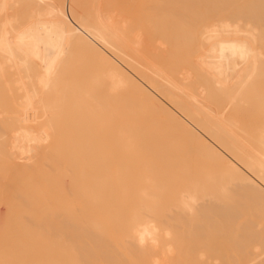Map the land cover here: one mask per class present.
Wrapping results in <instances>:
<instances>
[{
    "label": "bare ground",
    "instance_id": "bare-ground-1",
    "mask_svg": "<svg viewBox=\"0 0 264 264\" xmlns=\"http://www.w3.org/2000/svg\"><path fill=\"white\" fill-rule=\"evenodd\" d=\"M72 1L0 0V35L5 33V24L8 25L6 31L11 33L7 40L0 41V246H4L0 247V261L5 256L9 260L26 262L36 254L41 256L40 248L39 251L37 249L41 239L42 244H48L50 248L52 241L64 245L67 243L66 246L71 249L68 252L65 247V253L69 255L66 259L72 260L67 262L65 259L64 263L67 264L69 261L70 264L78 261L77 264H98L100 261L102 264L104 261L106 264H125L131 258L152 260L157 257L142 253L137 242L128 239L120 228L125 213L133 206L144 205L171 230L172 239L168 241L162 237L161 243L172 244L173 253L167 258L174 264H181L201 252L208 264H216L217 261L221 264H264V65L261 63L264 49V0H182V10L179 12L181 20L177 23L181 44L174 45L178 43L175 35L173 39L176 42L172 39L173 35L170 38L171 45L175 42L173 45L176 46L172 52H182L180 57L183 56L179 60L178 54L174 58L171 56L173 71L176 69L174 67H179L176 72L171 71L172 68L168 69L169 65L164 69V59L170 57H163V62L160 58L156 61L159 54L156 56L155 53L154 58L149 52L152 45L154 48L164 47L162 44L169 37L163 29L166 28L163 23L167 25L172 22L166 17V9L152 13L154 17L149 16L151 20H156H153L155 24H159L160 20L161 25L154 24L159 32L155 26L151 27L155 40H152L153 32L152 37L149 33L152 29L148 28L150 36H145L147 42L143 44H149L147 49L150 46V50H146L142 46L145 34L142 27L146 22L139 24V31L136 32L138 27L133 29L136 21L132 23L134 26L131 24L132 12L129 13L132 17L126 14L133 9L123 5H119L120 8L114 6L116 10L120 9L118 12L104 8L106 6L102 8L99 0H95L97 3L91 6L93 9L83 13L77 11L80 9L78 0H75V5ZM26 18L33 21L30 31H24L23 26L16 23ZM214 20L231 22L232 25L239 23L241 28L238 32L233 27L221 29L218 35L203 36L200 26ZM156 31L159 41L161 37L166 38L162 39V44L157 39ZM66 32L71 34L70 46L59 62L53 83L45 88L41 83L43 62L51 59L46 55V49L67 42ZM138 32H143L142 39ZM156 40L161 47L156 45ZM222 44L225 45L223 49ZM231 45H235L237 50L234 51ZM179 46L181 51L177 50ZM245 46L253 56L242 60L239 49ZM145 51L148 56L142 53ZM37 54L39 60L35 58ZM84 55L90 60L87 64L91 62L95 66L91 74L90 69H86L89 72L86 78L81 75L82 69L78 66L79 60L82 63L86 59ZM175 60H178L176 64ZM156 62H160L163 68ZM204 62L219 68L221 72L209 73L203 67ZM64 118L71 120L69 126L74 124L81 132L74 125L70 129L73 133L75 131L74 134L79 133L78 138H81L75 139L81 142L72 140L74 147H69V151L75 154L74 149H80L77 150L79 154L73 155L68 151V160L62 159L65 153L63 155L56 151L57 154L51 157L54 156L56 162L59 159L67 160L65 162L68 165L64 164L66 167L62 169L63 163L61 166L57 162L59 169L67 168L63 170L65 173L68 171L67 174L56 171L55 159L49 157L52 161L50 165L55 164V170L48 167V159L47 166L44 167V163L40 167L46 171V175H42L44 171L38 168V159L42 152L48 155L53 151L52 148H46L55 143L53 136L57 132L54 131L62 127L61 120ZM56 155L61 157L57 159ZM75 156H78L76 165ZM82 162L83 168L77 172ZM4 163H7L5 168L9 167L6 170L10 174L7 172V175H11V172L13 175L16 168L26 175L25 178L16 171L15 174L23 179L14 176L15 180L18 178L17 181L20 179V184H23L21 191L18 190L23 191L25 197L19 192V195L16 194L18 198L11 200L19 201L20 207L18 202H14L15 205L2 197V180H5L4 175L7 177L3 172ZM11 165L15 171L10 170L13 168ZM68 168L80 176L74 175ZM34 170H38L40 176ZM52 175L54 178L69 177L66 181L73 180L72 183H76L78 180L79 183H76L77 186H74L75 183L68 185V188L73 186L70 190L66 181L62 184L60 179V186L58 182L54 183L56 180H53ZM77 175L80 179L75 177ZM34 176L39 179L35 180ZM8 178L5 187L15 182L13 176V183ZM46 178L48 184H45ZM35 184L37 192H44L47 198L51 192L52 198L56 200L53 202L58 203H50L44 198L48 201L45 202L44 194L41 195L43 202L37 195L32 199L36 194L32 193L36 192L32 188ZM57 184L55 189L53 186ZM45 185L50 188L49 192L44 191ZM57 191L64 192L68 197ZM72 191L74 198L77 199L75 194L81 198L78 199L82 203L77 206L81 209L79 217L67 211L75 204L73 201L70 206L71 202H68L72 201ZM16 195L11 197L15 199ZM3 196L10 201L9 193ZM60 196L68 201L61 202L63 199ZM22 198L25 205H22ZM35 201L43 204L36 205ZM37 206L48 211L36 209L37 214L46 215L43 217L38 214V221L32 213ZM19 208H26L27 211H19ZM63 208L65 215L62 216L59 210L63 212ZM53 210L58 211L53 213ZM58 215L63 218L57 221ZM55 220L61 223L58 227ZM24 226L31 229L30 232L27 229L26 232L22 231L24 236L27 235L26 241L29 239V246L25 242L26 246L21 243L25 241L22 240L24 236H20L21 240L17 236L15 238L21 244L18 247L21 252L16 249L17 242L12 250L15 244L10 246L7 242L13 240L15 230L21 231ZM69 233H75L73 235L77 238L72 235L71 241H64ZM73 241L80 243L77 245ZM33 242H39L40 245H33ZM74 246L81 247L84 256L80 249L72 248ZM27 247L39 253L33 251L32 255L33 252ZM6 249H9V257L5 254ZM60 251L62 249L57 253ZM58 255L59 259L63 257ZM160 258H164L163 250ZM39 259L37 264H42ZM42 261L48 263V260Z\"/></svg>",
    "mask_w": 264,
    "mask_h": 264
},
{
    "label": "rangeland",
    "instance_id": "rangeland-1",
    "mask_svg": "<svg viewBox=\"0 0 264 264\" xmlns=\"http://www.w3.org/2000/svg\"><path fill=\"white\" fill-rule=\"evenodd\" d=\"M79 1H81V2L78 3ZM92 1H93V2H92ZM147 1L150 2L151 4L148 3ZM153 1H154V2H153ZM72 2L74 3L75 0L72 1ZM78 2H77V4L80 5V6H79L80 9L78 8L79 10H77V9H76V10H77V11H80V10H81V11H83V13H84L85 10H86V13H87V12H89L90 10L93 9V7H92V9H91V6L94 4L95 0H91V1H90V0H88V1H87V0H83V1H82V0H78ZM182 2H183L182 0H161V1L156 0V3H155V0H99V1H98V3L101 4L102 8H103V6H106V7H104V8H106V9L108 8V9H110V10H116V9L114 8V6H115L116 8H117V7L120 8L122 5H123V6H127L128 9H131V10L133 9L132 11H129V10H128V11L126 12V14H127L128 16H130V17L133 16V19H131V20H133V21H132V22L130 21L131 24H132L134 21H136V22H134V23H135L136 25H138V26L135 25V27H133V29L136 28V27H138V29H136V32L139 31V24L141 25V23H143V21L146 22V23L143 24L144 27H142L144 30H143V29H141V30L145 31V34H146V33H147V34H146V35L144 34V36H143V32H142V33H139V32H138V34H140V36H141V39L144 37V38L142 39V46H145L144 48H146V50H150V46H149L148 49H147V46H148L149 44H148V45H147V44L144 45L143 43H146V42H147L146 39L149 38V37H148L149 33L151 34V37H152L153 29H152L151 27H153V26H155V25L158 26V25L160 24V22H159L160 20L158 21L159 24H155L156 22L153 21V20H155V19L153 18V20H151V19L149 18V16H151V15L153 16L152 13H159V10H160V9H161V10L166 9V12H167V15H168V16H166V17L168 18V21H169V20H170V21L172 20V22H169V23L172 24V27L174 28V33H172V32H173L172 27H169V25H170L169 23H166L167 25H165V23H163L164 26H166V28L163 26V27H164L163 29H165L164 31H167L166 34H167V36L169 35V37H168L167 40L165 41L167 44H165V42H163V44H162V43H161V42H162V39H166V38H162V37H161V34H160L161 41H159V39H158V38H159V34H157V33L159 32V31L157 30L158 27L156 28V26H155L156 30L158 31V32L156 31L157 39H158L159 43H161L164 47H161L162 45L159 44L158 41L156 40V41H157V42H155L156 45L159 44L161 48H154L153 45H152V48H151L152 51L150 50L149 52H150V54L152 53L153 56H154L155 53H156V56H158V54H159L158 58H156V57L154 56V58H156V61H159V58H160V60L163 62V60H162L163 57H164V58H165V57H170V58H165L166 60L163 58V59H164V65H163V63H162L161 61H160V62H161V64L164 66V69H165V67H166L167 65H169L170 67H169L168 69H171V68H172L171 71H173V65L170 64V63H171V61H170V60H171V56L174 58V56H176V54H178V56H177V57H178V60H179V58L182 59V57H183V56L180 57L181 54H182V52L173 53L174 50H175V49H173V47L176 48L177 44H178V45L181 44V42H180V40H179V34H181V33H180V27H179V29H178V27H177V23L180 22L179 20H181V18H180V17H181V16H180L181 14L179 15V12L182 10V9H180V7H181L180 5L182 4ZM75 3H76V2H75ZM75 3H74V5H75ZM81 3H82V4H81ZM95 3H97V1H96ZM110 3H111V4H110ZM81 5H82V6H81ZM119 5H121V6H119ZM137 5H138V6H137ZM153 5H154V6H153ZM168 5H170V6H168ZM85 6H86V7H85ZM140 6H141V7H140ZM144 6H145V7H144ZM81 7H85V8H81ZM110 7H111V8H110ZM130 7H131V8H130ZM134 7H135V8H134ZM150 7H151V8L153 7V10H152ZM75 8H77V7H75ZM113 8H114V9H113ZM139 8H140V9H139ZM147 8H148V9H147ZM125 9H126V7H125ZM141 9H142V11H141ZM146 9H147V10H146ZM154 9H155L156 12L154 11ZM156 9H157L158 11H157ZM168 9H169V10H168ZM170 9H171V10H170ZM123 10H124V8H123ZM123 10H121V11H123ZM116 11L119 12L120 9H117ZM124 11H125V10H124ZM148 11H149V12H148ZM150 11H151V12H150ZM153 11H154V12H153ZM170 11H171L172 13H171ZM130 12H132V14H131ZM164 12H165V11H163L162 14L165 16V13H164ZM124 13H125V12H124ZM129 13H130L132 16H131ZM145 13H146V14H145ZM148 13H150V14H148ZM160 13H161V12H160ZM169 13H170V14H169ZM172 14H173V15H172ZM127 15H126V16H127ZM174 15H176V18H175ZM178 15H179V16H178ZM128 16H127V17H128ZM146 17H147V18H146ZM153 17H154V16H153ZM157 17H158V16H157ZM140 18H141V19H140ZM143 18H144V19H143ZM160 18H161V17H160ZM162 18H163V17H162ZM171 18H172V19H171ZM128 19H129V18H128ZM139 19H140V20H139ZM164 19H165V18H164ZM138 21H139L140 23H139ZM152 21H153V22H152ZM155 21H156V20H155ZM173 21H174V22H173ZM166 22H167V21H166ZM134 23H133V24H134ZM137 23H138V24H137ZM133 24H132V26H134ZM146 24H147V25H146ZM154 24H155V25H154ZM174 24H175V25H174ZM179 24H180V23H179ZM150 25H151V26H150ZM152 25H153V26H152ZM160 25H161V24H160ZM147 26H148V27H147ZM170 26H171V25H170ZM160 27H161V26H160ZM140 28H141V27H140ZM148 28H149V30L152 29V31H149V33H148ZM155 28H154V29H155ZM161 28H162V27H161ZM146 30H147V32H146ZM161 30H162V29H161ZM171 30H172V32H171ZM134 31H135V30H134ZM168 31H169V32H168ZM177 31H179V32H177ZM160 33H161V32H160ZM168 33H169V34H168ZM141 34H142V35H141ZM154 34H155V33L153 32V37H154V39H153V37H152V40H155V35H154ZM166 34L164 33V35H166ZM170 34H171V35H170ZM172 35H173V36H172ZM174 35L176 36V39H175V40H176L178 43H175L176 41L173 39ZM142 36H143V37H142ZM145 36H147V38H145ZM149 36H150V35H149ZM171 36H172V39L175 41V42H172V45H171V43H170V41H172V39H170ZM151 37H150V39H151ZM163 37H164V36H163ZM174 38H175V37H174ZM177 38H178V39H177ZM144 39H145L146 41H145ZM169 39H170V40H169ZM152 40H150V41H152ZM144 41H145V42H144ZM150 41H149V42H150ZM168 41H169V44H170V45L168 44ZM149 42H148V43H149ZM179 42H180V43H179ZM151 43H152V42H151ZM155 43H154V41H153V44H154V45H155ZM174 43H175V44H174ZM173 44L176 45V46H174ZM168 45H169V48H168ZM170 46H172V47H170ZM141 48H142V50H143V47H141ZM170 48L173 49V50H170ZM178 48H179V49H178ZM168 49H169V50H168ZM181 49H182V48H181L180 46L177 47V50H180V51H181ZM142 50H141V51H142ZM177 50H176V51H177ZM172 51H173V52H172ZM166 52H167V53L169 52V53H170V56H169V53H168V56H167V53H166ZM142 53H143L144 55H147V56H148V54L146 53V51H145V52H142ZM145 53H146V54H145ZM157 53H158V54H157ZM172 53H173V54H172ZM85 56H86V55H84L83 58H85ZM160 56H161V57H160ZM151 57H152V56H151ZM81 58H82V57H81ZM149 58H150V56H149ZM86 59H87V56H86ZM86 59H85L84 61H83V59H82V61L85 62V63L82 62L83 64L80 63L81 60H79V62H78V66H79V68L82 69V74H81V75H82L83 77H85V78L89 75V72H90V74L92 73V71H93V69H94V67H95L94 65H92L91 62H90V64H87L88 61H90V60H89V59L86 60ZM168 59H169V61H168ZM175 59H176V58H175ZM178 60H175V61H174L175 64H176V61H178ZM160 62H159V63H160ZM165 62H166V63H165ZM168 62H169V64H168ZM156 63H158V62H156ZM159 63H158V66L160 65ZM172 63H173V62H172ZM175 64H174V66H176ZM85 65H87V66H85ZM88 65H89V66H88ZM90 65H91V66H90ZM162 65H160V67H161ZM171 66H172V67H171ZM179 66H180V65H179ZM167 67H168V66H167ZM177 67H178V65H177L176 67H174V68L178 69L179 67H178V68H177ZM88 68L90 69L89 72H87L88 70H86V69H88ZM161 68H163V67H161ZM176 69H174L175 72H176ZM166 70H167V69H166ZM169 71H170V70H169ZM174 71H173V72H174ZM77 74H78V73H77ZM63 120H64V121H63ZM61 122H62V124H63L62 127H61L60 129L58 128V129H56V130L54 131V132H57L56 135H55V137H56V136H57V137L55 138V137L53 136V138H54V140H55V143L52 144L53 146H51V144H49L50 146L47 144L50 148L47 147L46 150L52 148L53 151H52V152H49L48 155H47V153L42 152V153H41L42 155L45 154L43 157H42V155L40 154L41 156H40L39 159H38V168H40L41 166H43L44 163H45L44 167L47 166V165H46V164H47V160L49 159V161H50L51 159H50L49 157H51L53 154L55 155L56 151H57V153H58V151H59V152L62 153L63 155H64V153H65V155H64L65 158H62V159H68L66 156H69V155H66V154H68V153L70 152V151H69V150H70L69 147H71L72 144L74 143V142H72V140L74 141V140H77V139H80V138H81V136H80V138H78V137H79L78 134L81 133V132L78 130L79 128L76 129V126H75L74 124H73V125H74L75 129L78 130L79 133L76 132V134H74L75 131H74V133L71 132L72 130H70V129H73V128H74L72 124H71L70 126H69V124H68V122H71V120H67L66 118H64V119L61 120ZM66 124H67V125H66ZM67 126H68V128H69V127H70V128H69V129H68V128L66 129ZM72 127H73V128H72ZM62 128H63V129H62ZM59 130H60V131H59ZM69 130H70V131H69ZM58 131H59V132H58ZM81 131H82V130H81ZM62 132H63V133H62ZM58 133H59V135H57ZM61 133H62V134H61ZM83 133H84V132H83ZM54 134H55V133H54ZM66 134H67V135H66ZM73 134H74V135H73ZM62 135H63V136H62ZM59 136H61V137H59ZM83 136H84V135H83ZM83 136H82V137H83ZM76 137H77V139H75ZM58 138H59V139H58ZM70 138H71V139H70ZM83 138L85 139V137H83ZM83 138H82V139H83ZM84 139H83V140H84ZM68 141L71 143L70 145H69V142H68ZM77 141H80V142H81V140H77ZM82 143H83V142H82ZM60 144H62V145H60ZM67 144H68V146H67ZM83 144L85 145V143H83ZM83 144H81V145H83ZM74 145H75V144H74ZM77 145H78V143H77ZM81 145H79V146L81 147ZM85 146H86V145H85ZM85 146H84V147H85ZM44 147H45V146H44ZM58 147H59V148H58ZM72 147H74V146H72ZM80 147H78V148H80ZM66 148H68V149L66 150ZM75 148H76V145H75ZM81 148H83V147H81ZM64 149H65L67 152H65ZM74 150H76L74 153H75L76 155H78L79 153H77V150H80V149H74ZM63 151H64V152H63ZM68 151H69V152H68ZM71 151H73V150H71ZM81 151H82V149H81ZM53 152H54V153H53ZM57 153H56V154H57ZM60 153H59V155H60ZM80 153H81V152H80ZM70 154H73V152H72V153L70 152ZM75 154H73V155H75ZM63 155H62V156H63ZM73 155H71V156H73ZM81 155H83V154H81ZM57 156H58V155H56V157H57ZM60 157H61V156H58L57 159H59ZM73 157H74V156H73ZM73 157H72V159H73ZM76 157H78V156H75V160H74L75 165H76ZM40 158H41V159H40ZM51 158H54V156L51 157ZM82 158L84 159L83 156H82ZM42 159H43V161H42ZM54 159H55L54 161H55V163H56V165H55V164H54V165H55L56 167H57V162H58V164H59V162H60L59 165H61V164L63 163V166L61 165V166H62L61 169H62L63 167L65 168V167H66L65 165H68V163L65 162V161H67V160H65V161L63 160V161H62V159H61V160L59 159V160L56 162V158H54ZM69 159H70V158H69ZM69 159H68V160H69ZM72 159H71V160H72ZM79 159H80V156H79ZM79 159H78V161H79ZM83 159H82V160H83ZM40 160L42 161V163L40 162ZM52 160H53V159H52ZM54 161H53V163H54ZM83 161H84V160H83ZM68 162H69V161H68ZM72 162H73V161H72ZM72 162H71V163H72ZM50 163H52V161L48 162V164H49L48 167H50V168L53 169L55 166H54V165L52 166V164L50 165ZM4 164H5V163H4ZM6 164H7V163H6ZM6 164H5V166H4L3 168L6 167ZM64 164H65V165H64ZM79 164H80L81 166H79V165H77V166H79V168L81 167L80 169L76 168L77 166H74L76 169H78V170L75 169L77 172H78V171L80 172V171L82 170V168H83V167H82L83 162H82V163H79ZM69 165H70V164H69ZM71 165H73V164H71ZM9 166H10V164H9ZM11 166H12V165H11ZM51 166H52V167H51ZM12 167H13V166H12ZM12 167H11V168H12ZM69 167H70V166H69ZM74 167L72 168L73 171H75V170H74ZM7 168H8V170H9V167H8V166H7ZM7 168H5V171L3 170V172H4L5 174H6L7 172H8V173L10 172V171H7V170H6ZM57 168H58V167H57ZM57 168H56V169H57ZM59 168H60V167H59ZM59 168H58V169H59ZM70 168H71V167H70ZM17 169H18V168H16L15 170L17 171ZM36 169H37V168H36ZM45 169H46V168H45ZM52 169H51V170H52ZM58 169H57L56 171H61V174H67V172H68V171H67V172L65 173V171H66L67 168H66V169H63V170H65V171H63V170H61V169L58 170ZM68 169H69V168H68ZM72 169H69V170H71V172H72ZM10 170H11V171H15V170H14V167H13L12 169H10ZM19 170H20V169H19ZM19 170L17 171V173L19 172ZM40 170L44 171V170H43V167L40 168ZM47 170H48V169H47ZM49 170H50V169H49ZM49 170H48V171H49ZM51 170H50V172H51ZM53 170H55V168H54ZM53 170H52V171H53ZM16 171H15V172H16ZM20 171H21V170H20ZM30 171H31V170H30ZM34 171H36V174L38 173V172H37L38 170H34ZM34 171H33V172H34ZM15 172H14L13 175H12V172H11V175L13 176L14 180H15V177H14V176H17V175L19 176V174H15ZM45 172H46V171H44V173L42 172V175H43V174L46 175ZM63 172H64V173H63ZM77 172H76V173L72 172V173H73L74 175L79 174V173H77ZM8 173H7V174H8ZM19 173H20V172H19ZM21 173H22V172H21ZM21 173H20V175H22ZM39 173H40V172H39ZM39 173H38L37 176H40ZM55 173H57V172H55ZM55 173H54V174H55ZM7 174H6V175H7ZM9 174H10V173H9ZM47 174H48V173H47ZM49 174H50V173H49ZM58 174H59V173H58ZM58 174H57V175H58ZM68 174H69V173H68ZM70 174H71V173H70ZM70 174H69V175H70ZM3 175H4V174H3ZM11 175H7V177L11 178V177H12ZM23 175H24L25 178H26V175H25V174H23ZM23 175H22V176H23ZM59 175H60V174H59ZM81 175H82V174H81ZM24 176H23V177H24ZM35 176H36V175H35ZM35 176H34V179H35V180H38L39 178H38V177L36 178ZM48 176H49V175H48ZM48 176H47V177H48ZM52 176H53V175H52ZM55 176H56V174H55ZM60 176H62V175H60ZM66 176H67V175H66ZM79 176H80V174H79ZM5 177H6V176L4 175L3 178H4L5 180H2V184L4 185V187H3V185L1 184V186L3 187V188H2L3 190L1 189V190L3 191V192H2V197H4V199H6L7 202H11V203H13V204H15V205H16V203L18 202V206L21 205V203H20L19 201H12L11 199L16 200V199L18 198L16 194L19 195L20 193H22V194H20L21 196L23 195V196L25 197L23 191L20 192V191H21L20 189L22 188L21 185H23V184H20V179L18 180L19 182L17 181L18 178H21V179H23V178L19 176V177L15 180V182L13 181L14 183H16L15 185H13L14 183L12 182V178H11V183H13V184H11L12 186H11L10 184H9V185L7 184L8 186L5 187V184L8 183V182H6L7 177H6V178H5ZM50 177H51V176H50ZM50 177H49V179H50ZM75 177L77 178L78 175L75 176ZM81 177H82V176H81ZM9 178H8V180H9ZM42 178H44V177H42ZM53 178H54V176H53ZM53 178H52V179H53ZM63 178H64V179H63ZM63 178H62V177L60 178V177L58 176L57 178L55 177V178L53 179V180H56V182H54L53 180H51V181H53L54 183H57V182H58V183H59V186H60V181H61V183L63 184L67 179H69V177H67L66 179H65V177H63ZM73 178H74V176H73ZM49 179H48V180H49ZM60 179H61V180H60ZM77 179H80V177L77 178ZM24 180H25V179H24ZM59 180H60V181H59ZM81 180H82V179H81ZM81 180H80V181H81ZM16 181H17V182H16ZM21 181H23V180H21ZM44 181H45V180H44ZM71 181L73 182V180H71ZM75 181H76V180H75ZM47 182H48V181H47V178H46V182H45V184H46ZM69 182H70V180L66 181L67 188H68V185H71V183H72V182H70V183H69ZM9 183H10V181H9ZM17 183H18V184H17ZM67 183H68V184H67ZM74 183H75V182H74ZM74 183H72V184L74 185ZM76 183H79L78 180H77ZM76 183H75L74 186H77ZM25 184H27V183H25ZM25 184H24V185H25ZM47 184H48V183H47ZM49 184H50V182H49ZM17 185H18V186H17ZM19 185H20V186H19ZM13 186H15V187H13ZM27 186H28V184H27ZM31 186H32V185H31ZM57 186H58V184H57L56 186H53V187H55V189H56ZM61 186H62V185H61ZM16 187H17V188H16ZM20 187H21V188H20ZM50 187H52V186H50ZM53 187H52L51 189H53ZM69 187H70V186H69ZM72 187H73V186H72ZM72 187H70V188H68V189L71 190ZM4 188H5V189H4ZM10 188H11V189H10ZM12 188H16V189H15V190H14V189L12 190ZM25 188H27V187L25 186ZM25 188L23 187V189H25ZM30 188H31V187H30ZM32 188H35L34 190L36 191V189H37L36 184L33 185ZM18 189H19L20 191H19ZM49 189H50V188H49ZM49 189H48V187H47L46 185L44 186V191L49 192ZM60 189H61V188H60ZM75 189H76V187H75ZM4 190H5V191H4ZM16 190H17L18 192H16ZM53 190H54V189H53ZM73 190H74V189H73ZM51 191H52V190H51ZM55 191H56V190H55ZM55 191H54V192H55ZM59 191H60V190H59ZM5 192H6V193H5ZM7 192H8L9 195H10V196H9V200H10V201H8L7 197L3 196V194H6V196H7V194H8ZM14 192H15V193H14ZM19 192H20V193H19ZM54 192H52V193L54 194ZM57 192H58V191H57ZM68 192H69V191H67V193H68ZM32 193H36L35 195L32 196V199H33V197L36 196V195L38 196V198L41 199V195L44 194V192H43L42 194H40V193L37 192V191H36V192H32ZM58 193H60V194L63 193V196H65L64 192H62V193H61V192H58ZM71 193H72V201H71V200H70V201L67 200V201H68L69 203L71 202V203H70V206L72 205V202H73V201L75 202V204H74V206L72 205L73 208H69V209H71V210L67 209V207L65 208V210L67 209V211H70L71 213H74V215H76V217H77V216L79 217V216H80V213H81V209H80V207L77 208V206H80V205H81L82 202H81V200H79V199H81V198H79L80 196L78 197V195L76 196V194H75V197H77V199L79 198V199H78L79 201H78L76 198L73 197V196H74V195H73V194H74L73 191H72ZM71 193L69 194L70 196H71ZM13 194L16 195V196H15V199H14L13 197H11V196H14ZM48 194H50V196H51V192L48 193ZM44 195H45V194H44ZM44 195H43V199L46 198V199H48V201H51L50 203H55V202H53V201L55 200V198H54V199L52 198L53 196H51V197L48 196V198H47V195H45V197H44ZM56 195H57V194H56ZM21 196H19L20 199H21ZM63 196H62V198H61V196H60L61 200L63 199ZM65 197H68V195L65 196ZM49 198H50L51 200H49ZM73 198H74V199H73ZM43 199H41L42 202H43ZM46 199H44L45 202H48ZM65 199H67V198H65ZM65 199H63L62 201H61V200H59V201L63 202V201H65ZM75 199H76L78 202H77ZM24 200H25V202H26V199H25V198H24ZM38 200H39V199H37V201H38ZM22 201H23V198H22ZM22 201H21V202H22ZM30 201L33 202V200H30ZM55 201H56V200H55ZM57 201H58V196H57ZM67 201H65V202H67ZM14 202H16V203H14ZM19 203H20V204H19ZM35 203H36V201H35ZM38 203H39V204H38ZM57 203H58V202H57ZM57 203H55V204H57ZM23 204H24V201H23L22 205H23ZM37 204L40 206V205L43 204V203L40 204V201H39V202L36 203V205H37ZM77 204H78V205H77ZM79 204H80V205H79ZM24 205H25V204H24ZM62 205H63V204H62ZM62 205H59V206H62ZM39 206H37V208H35V210H34L33 208H29V209L34 210V212H32V211H30V210H29V211L32 212V213H34V214L36 215V217L38 216V214H39V216L42 215V214H40V213H38V214L36 213L38 210L41 211V210L43 209V208L38 209ZM19 207H20V206H19ZM21 207H22V206H21ZM22 209H23V208H22ZM25 209H26V208H25ZM25 209H24V210H21V209L19 208L18 210H19V211H25ZM36 209H38V210H36ZM57 209H59V207H58ZM44 210H45V209H43V212L46 211V210H45V211H44ZM50 210H51V209H50ZM62 210H63V212H61L60 210H59V212H60V215L63 216V215H65V214H63V213H64V208H63ZM26 211H27V209H26ZM35 211H36V212H35ZM53 211H54V210H53ZM56 211H58V210H56ZM56 211H54L53 213H55ZM67 211H65V212H67ZM46 212H48V211H46ZM51 212H52V211H51ZM61 213H62V214H61ZM67 213H68V212H67ZM71 213H70V214H71ZM43 214H44V213H43ZM49 214H50V213H49ZM51 214H52V213H51ZM54 215H55V214H54ZM66 215H68V214H66ZM39 216H38V217H39ZM42 216H43V215H42ZM44 216H46V215H44ZM44 216H43V217H44ZM51 216H53V215H51ZM55 216H56V215H55ZM62 216H59V215H58V218H57L56 220H57V221H58V220H61V218H63ZM38 217H37V218H38ZM64 217H66V216H64ZM67 217H68V216H67ZM67 217H66V218H67ZM48 218H50V217H48ZM55 218H56V217H55ZM59 218H60V219H59ZM42 219H43V218H42ZM44 219H45V218H44ZM51 219H52V218H51ZM38 220H39V218L37 219V221H38ZM40 220H41V219H40ZM56 220H55V224H57V227H58V224H61V223H56V222H57ZM62 221H63V220H62ZM66 221H67V220H66ZM60 222H61V221H60ZM30 224H31V222H30ZM62 224H63V222H62ZM66 224H67V223H66ZM28 225H29V224H28ZM31 225H32V224H31ZM53 225H54V224H53ZM29 226H30V225H29ZM29 226H28V227H29ZM32 226H33V225H32ZM54 226H56V225H54ZM60 226H61V225H60ZM65 226H66V225H65ZM24 227H25V226H24ZM63 227H64V226H63ZM63 227H62V228H63ZM21 228H22V227H21ZM30 228H31V227H30ZM32 228H33V227H32ZM38 228H39V227H38ZM55 228H56V227H55ZM59 228H61V227H59ZM26 229H27V228L25 227V228L22 229L21 231H20L19 229L15 230V232H14V234H13V240L10 241V242H7V243H10V246H11V245H14L15 242L18 243V241L16 240L17 238H15V237H17V236H18V237H20V236L23 237V236L25 235L23 232H26V231H25ZM35 229H36V228H35ZM42 229L44 230V227H43ZM56 229H57V228H56ZM67 229H68V228H66V231H67ZM23 230H24V231H23ZM27 230H29V229H27ZM30 230H31V229H30ZM30 230H29V232H30ZM61 230H62V229H61ZM71 230H72V229H71ZM71 230H70V231H71ZM74 230H76V229L74 228ZM22 231H23V232H22ZM33 231H34V230H33ZM37 231H38V230H37ZM41 231H42V230H41ZM44 231H45V230H44ZM55 231H56V230H55ZM38 232H39V231H38ZM60 232H61V231H60ZM68 232H69V231H68ZM71 232H73V230H72ZM71 232H70V233H71ZM111 232H112V231H111ZM17 233H18V234H17ZM33 233H34V232H33ZM33 233L31 232V234H33ZM36 233H37V232H36ZM42 233H43V231H42ZM46 233H47V232H45V234H46ZM48 233H49V232H48ZM53 233H54V232H53ZM53 233H52V234H53ZM63 233H64V231H62V234H63ZM70 233H69V234H70ZM80 233H81V232H80ZM27 234H29V233H27ZM31 234H29V235H31ZM34 234H35V233H34ZM37 234L40 235L41 232H40V233H37ZM43 234H44V233H43ZM69 234H68V236H67V234H66V237H64V238H66V239H65L64 241H67V240H70V241H71V240L73 239V238H71V236H72L73 234H75V233H73L72 235L70 234V236H69ZM41 235H42V234H41ZM46 235H47V234H46ZM50 235H51V233H50ZM75 235H76V234H75ZM75 235H73V237H74V238H77ZM32 236H33V235H32ZM44 236H45V235H44ZM53 236H54V235H53ZM53 236H52V237H53ZM57 236H59V235L57 234ZM64 236H65V235H64ZM21 237H20V240H21ZM26 237H27V235L24 236V237L22 238V240L25 239V241H21V243L24 244V245H25V243L28 244V241H29V239L26 241ZM30 237H31V236H30ZM33 237H34V236H33ZM33 237H32V239H33ZM38 237L40 238V236H38ZM45 237H46V236H45ZM45 237H42V238L44 239ZM48 237H49V236H48ZM55 237H56V236H55ZM59 237H60V236H59ZM62 237H63V236H62ZM68 237H69V238H68ZM28 238H29V237H28ZM46 238H47V237H46ZM53 238H54V237H53ZM60 238H61V237H60ZM79 238H80V237H79ZM18 239H19V238H18ZM30 239H31V238H30ZM35 239H36V238H35ZM50 239H51V238H50ZM57 239H58V238H57ZM57 239H54V240L57 241ZM33 240H34V239H33ZM37 240H38V239H37ZM41 240H42V239H41ZM41 240L39 241V242L41 243V245L39 244V242H38L37 244H35V243L33 242V245H34V244H35L36 246H37L38 244L40 245V246H37V249H38V251H39V248H40V251H39V252H41V256H38L37 254L34 255L35 257H34V256L32 257V258H34V260H33L32 258H30L31 256H29V257L26 258V259L30 258V259H28V261L31 260V261H30L31 264H37V263H38L37 260H38L39 258H41V259H39V260L41 261L42 264H48V263L51 264V259H52V260L54 259L53 262H52V264H53V263H54V264H55V263L57 264V260H58V264H67V263H64V262H65L64 260L66 259V256H67V254H66L67 252H66V251L69 250L68 252H70V249H71V248L68 249V247L66 246L67 243L64 245L63 243H60V242H59V244H58V242H54V241H52L54 244H55V243H57V244L54 245V244L52 243L51 246H52L53 248H56V250H57V249H59V250L62 249V251L64 252V254H63L62 251H60L61 253H60V252L57 253L59 250L56 251V250H54L52 247L50 248V246H49L48 244H45V245H46V246H45L44 244H42ZM48 240H49V239H48ZM52 240H53V239H52ZM42 241H43V240H42ZM44 241H47V240L44 239ZM61 241H62V240H61ZM70 241H69V242H70ZM75 241H76V240H75ZM75 241H73V242L76 243ZM13 242H14V243H13ZM24 242H25V243H24ZM50 242H51V241H50ZM62 242H63V241H62ZM73 242H72V243H73ZM7 243H5V244H7ZM11 243H12V244H11ZM17 243H16V244H17ZM45 243H46V242H45ZM74 243H73V245H76V244L78 245V244L80 243V241L77 242L76 244H74ZM81 243H82V242H81ZM0 244H1V243H0ZM16 244L11 248L12 250H13L14 247H16ZM30 244H32V243L30 242ZM50 244H51V243H50ZM69 244H70V243H69ZM2 245H3V244H2ZM7 245L9 246V244H7ZM47 245H48V246H47ZM53 245H54L55 247H54ZM57 245H59V246H57ZM10 246H9V247H10ZM20 246H21V244L18 243L16 249L19 250V251L21 252V250L18 248V247H20ZM25 246H26V245H25ZM28 246H29V244H28ZM56 246H57L58 248H57ZM0 247L3 248L4 246H0ZM60 247H62V248H60ZM65 247H67V250H66V251H65ZM69 247H70V245H69ZM22 248H23V247H22ZM27 248H28V250H29L30 252H33V251L36 252V251H37V250H30L29 247H27ZM32 248H33V247H31V249H32ZM72 248H76V249H77L78 247L74 246V247H72ZM80 248H81V247H80ZM80 248H78V249H80ZM34 249H35V246H34ZM51 249H53L54 253H57V255H58V254H61V256H63V257H61V258L59 259V255H58V256H57V255L55 256L54 253H53V251H52ZM63 249H64V250H63ZM8 250H9V249H8ZM8 250L6 249V252H7V253L4 251L5 254H7V257H9V253H8L9 251H8ZM12 250H11V251H12ZM25 250H26V249H25ZM28 250H27V251H28ZM80 250H81V249H80ZM27 251H26V252H27ZM38 251H37V253H39ZM47 251H49V254H48ZM51 251H52V253H51ZM71 251H72L71 253H73V250H71ZM83 251H84V250H83ZM15 252H17V251H15ZM23 252H24V248H23ZM65 252H66V253H65ZM74 252H75V250H74ZM76 252L79 253L78 250H76ZM76 252H75V253H76ZM17 253H18V252H17ZM24 253H25V252H24ZM50 253H51V254H50ZM29 254H30V253H28V255H29ZM33 254H34V252L32 253V255H33ZM47 254H48V255H47ZM52 254H53V255H52ZM62 254H63V255H62ZM65 254H66V255H65ZM22 255H23V254H22ZM28 255H27V256H28ZM51 255H52V257H51ZM72 255H73V254H72ZM76 255H77V254H76ZM81 255L84 256V254H82V250H81ZM4 256H5V255H4ZM12 256H13V255H12ZM17 256H18V255H17ZM37 256H38L39 258H38ZM74 256H75V254H74ZM78 256H79V255H78ZM5 257H6V256H5ZM5 257L3 258L4 260L7 259V258H5ZM10 257H11V255H10ZM25 257H26V256H25ZM55 257H56V258H55ZM64 257H65V258H64ZM67 257H69V255H68ZM71 257H72V256H71ZM0 258H1V255H0ZM14 258H15V257H14ZM17 258H18V257H17ZM46 258H47V259H46ZM62 258H64V259H62ZM72 258H73V257H72ZM77 258H78V257H77ZM81 258H82V257H81ZM10 259H12V258H10ZM21 259H22V258H21ZM23 259H24V257H23ZM23 259H22V260H23ZM69 259H70V261H72L71 258H69ZM69 259H66V261L69 260ZM78 259H80V258H78ZM78 259L75 258L76 261H77ZM32 260H33V261H32ZM42 260H45V261L48 260V263H46V262H44V261H42ZM82 260H84V258H82ZM19 261H20V260H19ZM28 261H27V262H28ZM36 261H37V262H36ZM59 261H62V263H60ZM70 261H69V264H70ZM76 261H75V262H76ZM90 261H91V260H90ZM92 261H93V260H92ZM95 261H96V260H94V262H95ZM97 261L99 262V260H97ZM30 262H29V264H30ZM34 262H35V263H34ZM67 262H68V261H67ZM78 262H79V261H78ZM78 262H76V264H77ZM83 262H84V261H83ZM101 262H102V261H100L98 264H100ZM39 263H40V262H39ZM81 263H82V261H81ZM88 263H89V262H88ZM92 263H93V262H92ZM96 263H97V262H96ZM71 264H73V263H71ZM79 264H80V263H79ZM83 264H87V263L84 262ZM90 264H91V263H90ZM101 264H102V263H101ZM104 264H106L105 261H104ZM107 264H108V263H107Z\"/></svg>",
    "mask_w": 264,
    "mask_h": 264
},
{
    "label": "snow or ice",
    "instance_id": "snow-or-ice-1",
    "mask_svg": "<svg viewBox=\"0 0 264 264\" xmlns=\"http://www.w3.org/2000/svg\"><path fill=\"white\" fill-rule=\"evenodd\" d=\"M59 15H63L59 13ZM17 24L23 26L24 31H30L33 27V21L30 18H26L23 20L16 21ZM5 33L0 35V41L7 40L11 33H8L7 27L5 24ZM46 27V26H45ZM235 28L238 32L241 28V24L237 23L232 25L231 22H226L223 20H214L207 22L200 26V32L203 36L210 35H218L221 29H231ZM249 29H251V25H249ZM65 39L67 42H61L58 47H49L46 49V55L50 56V60H46L43 62L42 67V76L41 83L45 88H48L53 83L56 74L59 62L62 60L63 56L66 54L67 48L70 46L71 42V34L65 33ZM225 45H221L223 49ZM230 47L236 51V46L231 45ZM242 60H247L253 56V53L245 46L239 49ZM37 60H39V55L35 56ZM261 63L264 65V49L261 52ZM203 67L209 73H219L221 70L219 68L214 67L206 62L203 63ZM251 77H249L250 79ZM47 142V141H43ZM262 175H264V171H262ZM121 230L126 234L128 239L131 240H139L140 242V250L145 255L156 256V264H174L173 261L169 260L167 257L173 253V246L171 243L162 244L160 240L157 239V234L161 231H166L168 236V241L172 239L171 230L165 225L163 220L157 217L148 207L144 205L133 206L125 215L122 217L120 222ZM170 230V231H167ZM161 250H163L164 258H160ZM202 253V252H201ZM201 253L198 256H194L192 258L186 259L181 262V264H208L205 260V256H201ZM0 264H28L26 261L19 260H9L5 259L0 261ZM125 264H153L152 260H142L137 258H131L125 261ZM216 264H221L220 261H217Z\"/></svg>",
    "mask_w": 264,
    "mask_h": 264
},
{
    "label": "clouds",
    "instance_id": "clouds-1",
    "mask_svg": "<svg viewBox=\"0 0 264 264\" xmlns=\"http://www.w3.org/2000/svg\"><path fill=\"white\" fill-rule=\"evenodd\" d=\"M167 231H170V230H167ZM164 238V239H168V236L166 234V231H161L160 233L157 234V239L161 241V238ZM137 244L140 246V242L139 240L137 239L136 240ZM201 256L203 257L204 256V253H201ZM156 259L157 258H154L153 259V264H156Z\"/></svg>",
    "mask_w": 264,
    "mask_h": 264
}]
</instances>
